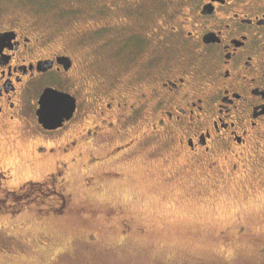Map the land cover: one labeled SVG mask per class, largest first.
<instances>
[{"label": "flooded vegetation", "instance_id": "flooded-vegetation-1", "mask_svg": "<svg viewBox=\"0 0 264 264\" xmlns=\"http://www.w3.org/2000/svg\"><path fill=\"white\" fill-rule=\"evenodd\" d=\"M65 1L80 17L69 39L45 23V5L0 0V143L28 152L31 169L17 179L15 166L0 164V186L63 198L79 174L95 194L133 180L123 164L148 148L192 176L195 193L248 179L264 187V0L156 2L150 25L140 23L141 4ZM46 89L74 102L55 127L36 115ZM116 201H104L106 214L131 218ZM186 224L175 228L239 233Z\"/></svg>", "mask_w": 264, "mask_h": 264}, {"label": "rangeland", "instance_id": "rangeland-1", "mask_svg": "<svg viewBox=\"0 0 264 264\" xmlns=\"http://www.w3.org/2000/svg\"><path fill=\"white\" fill-rule=\"evenodd\" d=\"M165 1L122 2L137 4L134 8L141 4L140 23L150 25L151 5ZM28 2L37 10L45 5V23L58 26L67 39L71 37V24L80 17L71 14L65 0ZM132 13L137 23L140 17ZM5 144L0 143V164L15 166L17 179L27 176L30 154H17ZM123 166L133 180L109 184L95 194L76 174L61 187L64 197L55 206L32 201L3 204L0 264H264L263 186L255 190V182L248 179L195 193L192 176L176 172L175 164L164 161L162 151L148 148L138 149ZM17 184L11 191L19 192ZM106 199L112 200L110 204L116 200L128 203L125 209L131 218L113 211L107 215ZM11 209L17 212L10 214ZM237 215L241 223H237ZM194 220L226 223L231 233H239L212 234L210 226L200 233L175 228Z\"/></svg>", "mask_w": 264, "mask_h": 264}, {"label": "water", "instance_id": "water-1", "mask_svg": "<svg viewBox=\"0 0 264 264\" xmlns=\"http://www.w3.org/2000/svg\"><path fill=\"white\" fill-rule=\"evenodd\" d=\"M53 93L56 96L63 98V104L56 110L55 113L46 109L44 103H42V101L47 96ZM73 108V99L68 94H64L53 89H46L39 99V107L36 111V115L39 122H42L46 127H55L56 125H58L60 119L62 121L64 118H68L71 115Z\"/></svg>", "mask_w": 264, "mask_h": 264}, {"label": "trees", "instance_id": "trees-1", "mask_svg": "<svg viewBox=\"0 0 264 264\" xmlns=\"http://www.w3.org/2000/svg\"><path fill=\"white\" fill-rule=\"evenodd\" d=\"M13 188L14 187L12 185L6 186V187L0 186V208L3 206V204H12V203L21 204V202H26V201L43 202V203L45 202L46 204H48V206H51V207L55 206V203H59L58 198H60V196L59 195H53V196L47 195V193H49L48 191H44L43 195L41 193H39V195L35 193L27 197L19 198L20 195L25 194L23 192L25 190L19 189V192L16 193V192L11 191L13 190ZM49 210H52V209L49 208ZM11 211L12 212H10V214L17 212V210H12V209Z\"/></svg>", "mask_w": 264, "mask_h": 264}, {"label": "snow or ice", "instance_id": "snow-or-ice-1", "mask_svg": "<svg viewBox=\"0 0 264 264\" xmlns=\"http://www.w3.org/2000/svg\"><path fill=\"white\" fill-rule=\"evenodd\" d=\"M42 103H44L45 108L52 111L53 113L63 104V98L56 96L54 93L47 96Z\"/></svg>", "mask_w": 264, "mask_h": 264}]
</instances>
